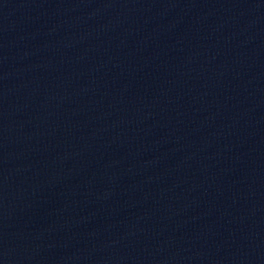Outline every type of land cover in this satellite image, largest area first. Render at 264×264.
I'll use <instances>...</instances> for the list:
<instances>
[{
    "label": "water",
    "instance_id": "obj_1",
    "mask_svg": "<svg viewBox=\"0 0 264 264\" xmlns=\"http://www.w3.org/2000/svg\"><path fill=\"white\" fill-rule=\"evenodd\" d=\"M0 264H264V0H0Z\"/></svg>",
    "mask_w": 264,
    "mask_h": 264
}]
</instances>
